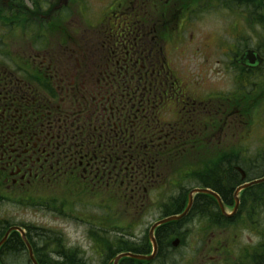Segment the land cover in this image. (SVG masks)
I'll use <instances>...</instances> for the list:
<instances>
[{"label": "flooded vegetation", "instance_id": "flooded-vegetation-1", "mask_svg": "<svg viewBox=\"0 0 264 264\" xmlns=\"http://www.w3.org/2000/svg\"><path fill=\"white\" fill-rule=\"evenodd\" d=\"M255 108L264 0H0V264H33L29 247L38 264H113L121 253L153 257L117 264H254L264 235L236 256L237 213L193 190L232 210L238 184L226 171L264 153L246 145ZM222 164L220 182H206ZM190 195L184 217L151 229ZM77 203L114 220L87 228L86 248L60 227ZM211 214L230 228H209ZM190 218L207 229H188Z\"/></svg>", "mask_w": 264, "mask_h": 264}, {"label": "rangeland", "instance_id": "rangeland-1", "mask_svg": "<svg viewBox=\"0 0 264 264\" xmlns=\"http://www.w3.org/2000/svg\"><path fill=\"white\" fill-rule=\"evenodd\" d=\"M99 3L96 2V5H98ZM253 115L255 117V124L256 125H252V129H254V134L252 139H250V141L248 142L247 148H249L251 151H255V149L261 147L264 148V111L260 108L255 109L253 111ZM260 124H259V122ZM259 156H251V157H247V158H236L238 160H240L243 164V168L247 171L248 176L251 177H255L257 175H262L264 174V161L258 159ZM251 162V163H250ZM255 164L253 167H251V164ZM97 202V201H96ZM80 203V202H79ZM77 203L76 207H75V211H74V215L76 216L75 220L68 225L67 223H65V225L60 224V227H64L65 229H67L66 234L68 233V241L71 244H78V246H84V248H86V242L83 239V234L86 231L87 228H92L94 226H104V227H110L109 224H112L114 222L113 219H106L104 224H101L98 216H102L101 214H105V212L101 209H103L102 207L98 206L96 207H91L90 209H87L86 205L83 204H79ZM89 208V207H88ZM260 210H258V218L254 220V223H248L245 226L241 227V224H235L236 226L233 227V229H229V231L231 230L233 235H234V239H235V250L238 251L241 247H243L244 245H254L258 242H260L261 237L259 234H264V204L259 207ZM87 209V210H86ZM226 211H228V209L226 208ZM154 211L149 212V214H152ZM154 215V214H153ZM152 215H148L147 219L143 220V221H134L135 222V228H144V227H148L149 224H151L152 220L149 219V217H151ZM78 217V219H77ZM39 221L41 222V224L46 225V226H50V227H54L56 228V223L54 221L53 218H45V217H38ZM85 218L86 222H83L81 219ZM201 219V218H200ZM204 220V219H202ZM202 220L200 221L199 219H195V218H190L189 220H187L186 223V227L188 229H207L206 226V222H202ZM126 219H122L121 225L125 226L126 225ZM61 223V222H59ZM250 225H255L256 229H253L250 227ZM111 227H114V224H112ZM230 228V227H227ZM228 233V232H227ZM226 233V234H227ZM219 235H221L219 233ZM207 236L208 235H204L202 237L203 241L207 240ZM195 239V236L192 237ZM192 238H189L190 240ZM187 245H189V242H186ZM187 253H189V247L187 249ZM82 258V256H80ZM210 264H217L216 262H212Z\"/></svg>", "mask_w": 264, "mask_h": 264}, {"label": "trees", "instance_id": "trees-1", "mask_svg": "<svg viewBox=\"0 0 264 264\" xmlns=\"http://www.w3.org/2000/svg\"><path fill=\"white\" fill-rule=\"evenodd\" d=\"M258 159L264 161V153L260 155ZM236 161L237 159L235 160V162ZM238 163L243 165L241 161H239ZM254 165H255L254 163L251 164V167H253ZM222 166L225 169L227 168V164L220 165V168L218 170L209 172L205 176L204 180L209 183L218 184L220 180L222 179V175H223L222 170L225 171V169H221ZM226 175L228 176V178H231L234 181L235 185L239 182V175L237 174V172L229 169L228 172L226 171ZM257 176H261V175H257ZM196 198H198V200H202V198H205V197L198 195ZM263 204H264V182L261 184L255 185V186H251L247 188L246 190H244L241 195V205L238 211V215L234 219L236 224L238 223L246 224L248 222L252 223L255 220L254 219L255 215L254 213L252 214V209L254 208L257 209L258 207H261ZM211 222L217 224L218 226H223L224 224L229 222V220L224 219L221 216H219L217 218L213 217ZM173 226L174 224H167L164 227L171 228ZM254 264H264V256L261 258L260 257L256 258Z\"/></svg>", "mask_w": 264, "mask_h": 264}, {"label": "water", "instance_id": "water-1", "mask_svg": "<svg viewBox=\"0 0 264 264\" xmlns=\"http://www.w3.org/2000/svg\"><path fill=\"white\" fill-rule=\"evenodd\" d=\"M237 169L241 172V174H242V178H244L245 173L243 172V170L240 169V168H237ZM261 182H264V176H263V177H260V178H257V179H254V180H252V181H250V182L244 183V184L238 186V187L235 189V193H234V203H235V204H234L233 213H235V211H236V209H237V207H238V204H239V199H238V193H239V191L242 190V189H244V188H246V187H248V186H250V185L257 184V183H261ZM194 191H196V192H197V191H198V192H204V193H211V192H210L209 190H207V189H196V190H194ZM215 196H216V195H215ZM216 197H217V196H216ZM217 198H218V197H217ZM218 202H219V206H220L221 210L223 211V206H222V203L220 202L219 199H218ZM190 205H191V197L189 198V201H188V205H187V207L185 208L184 212H183L180 216H176V215L170 216V217H168V218H165V219H163V220L157 222L156 225H158V224H162V223L167 222V221L176 220V219L180 218L181 216H183V215H185V214L187 213V211H188ZM225 215L227 216V214H225ZM35 264H36V263H35Z\"/></svg>", "mask_w": 264, "mask_h": 264}, {"label": "bare ground", "instance_id": "bare-ground-1", "mask_svg": "<svg viewBox=\"0 0 264 264\" xmlns=\"http://www.w3.org/2000/svg\"><path fill=\"white\" fill-rule=\"evenodd\" d=\"M258 210H260V208L258 207L257 209L256 208H254V209H252V214L254 213V215H255V217H254V219H257L258 218ZM253 215V216H254ZM214 217V214H211V218H213ZM264 254V253H263ZM263 257V256H262ZM261 258V257H260Z\"/></svg>", "mask_w": 264, "mask_h": 264}]
</instances>
